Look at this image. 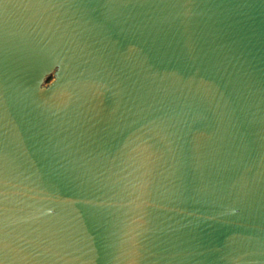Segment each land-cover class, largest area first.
<instances>
[{
    "label": "water",
    "instance_id": "obj_1",
    "mask_svg": "<svg viewBox=\"0 0 264 264\" xmlns=\"http://www.w3.org/2000/svg\"><path fill=\"white\" fill-rule=\"evenodd\" d=\"M0 264H264V0H0Z\"/></svg>",
    "mask_w": 264,
    "mask_h": 264
}]
</instances>
